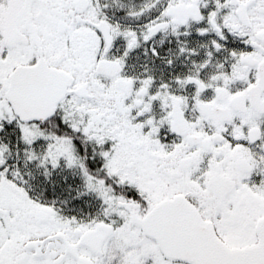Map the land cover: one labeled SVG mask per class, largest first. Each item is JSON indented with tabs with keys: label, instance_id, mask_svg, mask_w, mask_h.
Segmentation results:
<instances>
[{
	"label": "snow or ice",
	"instance_id": "obj_1",
	"mask_svg": "<svg viewBox=\"0 0 264 264\" xmlns=\"http://www.w3.org/2000/svg\"><path fill=\"white\" fill-rule=\"evenodd\" d=\"M0 264H264V0H0Z\"/></svg>",
	"mask_w": 264,
	"mask_h": 264
}]
</instances>
